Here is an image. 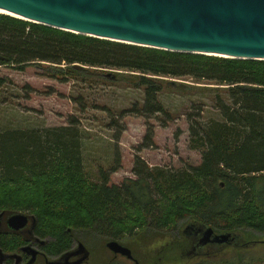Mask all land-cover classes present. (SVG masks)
Masks as SVG:
<instances>
[{"label":"trees","instance_id":"16d2710c","mask_svg":"<svg viewBox=\"0 0 264 264\" xmlns=\"http://www.w3.org/2000/svg\"><path fill=\"white\" fill-rule=\"evenodd\" d=\"M30 66L81 90L118 83L140 91L142 102L130 108H101L118 117H157L168 126L173 113L162 96L189 91L210 94L213 114L203 117L202 100L200 113L187 112L189 148L200 152L199 165L152 167L136 156V178L120 185H110L105 172L98 182L87 174L75 117L66 126L6 130L0 133V215H33L39 236L53 239V257L76 241L102 239L103 249L111 241L128 247L139 264H264V252L242 258L264 246V239L245 234L264 236V61L127 45L0 14V67L24 72ZM6 84L0 77V88ZM86 99L72 97L83 109ZM153 136L149 128L143 144L153 146ZM119 164L118 155L113 172ZM187 223L235 236L221 246L233 249L234 258H219L214 245L189 256L194 239L181 228ZM13 240L0 238V247Z\"/></svg>","mask_w":264,"mask_h":264},{"label":"rangeland","instance_id":"374dc122","mask_svg":"<svg viewBox=\"0 0 264 264\" xmlns=\"http://www.w3.org/2000/svg\"><path fill=\"white\" fill-rule=\"evenodd\" d=\"M40 73L31 66L24 72L0 67V77L7 78V84L0 88V133L9 129L32 130L66 126L71 117H75L83 134L82 157L87 174L94 182H98L105 172L109 176L110 185H120L127 178H136L133 174L136 156L152 167L161 166L175 170L200 164V152L189 148L187 112H199L197 101L202 100L207 103L201 105L203 117L211 116L213 111L210 94L196 91L165 93L162 99L172 110L173 120L168 126H164L157 117L150 120L134 114L118 117L101 109L108 107L117 111L130 108L133 103L142 102L143 94L140 91L118 83L105 84L86 91L79 89L78 85H73L72 82L62 83ZM78 94L87 97L88 106L85 109L72 100V97ZM93 105L99 108H94ZM195 105L196 109H193ZM149 128L154 131V144L151 147L143 144ZM118 155L120 166L113 172ZM189 226L187 223L181 225V228L186 230ZM245 234L250 241L264 239V236L254 232ZM83 240L84 243H90L85 245L90 251V257L84 264H102L108 261H113L112 264H136L126 257L115 256L103 249L106 242L102 239L93 243L87 239ZM78 244L76 241L73 249H76ZM5 245L8 246L7 243ZM221 246L223 245L217 246L222 252L219 258H234L233 249ZM251 251L249 254H243L242 258H259L264 252V246H257ZM56 259L55 257L52 260Z\"/></svg>","mask_w":264,"mask_h":264},{"label":"water","instance_id":"95a60500","mask_svg":"<svg viewBox=\"0 0 264 264\" xmlns=\"http://www.w3.org/2000/svg\"><path fill=\"white\" fill-rule=\"evenodd\" d=\"M0 10L15 18L62 31L144 48L234 60L264 61V0H0ZM29 218L21 213L8 219L20 230ZM186 232L199 246L228 244L232 234L192 224ZM116 256L135 260L132 251L116 241L107 243ZM32 251L28 264L38 253ZM79 258L71 261L72 257ZM90 251L79 243L73 251L47 264H84ZM3 254L0 250V263Z\"/></svg>","mask_w":264,"mask_h":264},{"label":"flooded vegetation","instance_id":"af4514ba","mask_svg":"<svg viewBox=\"0 0 264 264\" xmlns=\"http://www.w3.org/2000/svg\"><path fill=\"white\" fill-rule=\"evenodd\" d=\"M26 216L29 218L28 224L20 230H12L8 226V219L11 216L8 217L6 215H0V238L5 237L9 240L14 239L13 241L7 242L8 246L3 244V246L0 247V250L3 254V261L0 264H28L32 258V249L33 251H36L38 253L37 259L34 264H47V260H52L53 258H55L52 256L50 248V244L53 239L50 236H46L45 238L39 236L37 232V222L35 217L33 215L27 214ZM188 235H190V232H188ZM205 237L206 236L204 232H199L198 236H194L193 239L194 241H199ZM208 245L218 246V244ZM208 245L199 246L197 251L199 252L200 249H204ZM73 248L74 245L69 251L75 250ZM63 255L64 254L56 258L60 259ZM192 255L193 254L189 256ZM78 258V256L72 257L71 261H74Z\"/></svg>","mask_w":264,"mask_h":264},{"label":"bare ground","instance_id":"6f19581e","mask_svg":"<svg viewBox=\"0 0 264 264\" xmlns=\"http://www.w3.org/2000/svg\"><path fill=\"white\" fill-rule=\"evenodd\" d=\"M0 14L7 15V16H11V17H16V16H14L11 13H8V12L2 11V10H0Z\"/></svg>","mask_w":264,"mask_h":264}]
</instances>
